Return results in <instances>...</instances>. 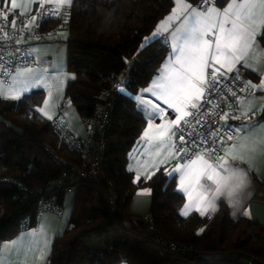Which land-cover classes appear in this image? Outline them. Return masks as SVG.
<instances>
[{
    "label": "trees",
    "instance_id": "1",
    "mask_svg": "<svg viewBox=\"0 0 264 264\" xmlns=\"http://www.w3.org/2000/svg\"><path fill=\"white\" fill-rule=\"evenodd\" d=\"M172 6L173 0H73L70 7L64 40L66 65L74 78L64 88L61 106L70 102L83 119L90 116L103 99L108 79L131 57L137 58L105 125L100 181L74 177L68 183L74 186L71 193L57 188L64 168L50 152L76 165L82 157L61 140L53 118L38 111L44 91L31 90L19 99L0 97V242L36 225L41 197L55 196L58 204L65 205L71 194V211L53 239L49 264H264V226L258 221L246 215L231 219L225 210L207 217L197 213L182 217L178 208L184 198L174 185L177 174L169 176L173 166L164 165L139 179L126 169L146 122L134 95L169 51L160 39L146 44L144 39ZM258 38L264 46V28ZM259 183L264 187V178ZM141 188L151 194L150 222L129 209ZM24 219L26 225L20 227ZM148 223L154 231H148ZM163 239L173 241L177 249L171 250Z\"/></svg>",
    "mask_w": 264,
    "mask_h": 264
},
{
    "label": "snow or ice",
    "instance_id": "2",
    "mask_svg": "<svg viewBox=\"0 0 264 264\" xmlns=\"http://www.w3.org/2000/svg\"><path fill=\"white\" fill-rule=\"evenodd\" d=\"M6 4L7 0H0V5L6 6ZM72 4L73 0H59L48 14L59 15L62 7L65 5L71 7ZM204 4L203 10H192L183 27L176 29L172 34L174 61L170 62V65H165L163 73L153 81L152 87L144 89L138 97H134L141 111L147 116L148 129L158 128V135L154 137L149 136V131L145 130L144 137L147 138L148 146L151 147L153 141H156L155 147L157 155H159L160 150L168 146L169 141H172L167 147V157L176 159L177 163L169 176L179 174L178 190L185 193L189 200L181 212L183 216H188L190 210L203 216L208 211V207L215 211L214 200L221 194V186L216 188V192L211 198L205 197L200 192H197L194 198L193 192L198 187H203L202 179L212 181L213 174L219 176L220 172L217 169L229 173L228 179L234 182L235 187L227 186V195L231 197L235 188H239L244 183V176L242 175L243 170L235 169L233 165L229 164V160H244L245 158L254 160L259 154L260 147L264 145V138H262L264 124L259 122L251 125L228 123L229 119H244L246 113L224 112L219 116V120L225 123L218 124L215 129L211 124H206L204 120L197 118L199 102L205 92L210 93L211 89L220 83V78L225 76V72H222L221 69L232 72L236 64L248 54L252 47L250 38L254 35L250 28L256 24L264 27V0H240V2L229 0L223 9L216 8L215 0H211V3L209 0H204ZM18 7L20 5L12 0L11 9L0 14V20L3 21L0 25V40L10 39L9 27L14 31L17 30V20L14 18L9 25L7 17L13 14ZM40 8H44L43 3L40 4ZM38 18L43 19L39 12L30 20L21 21L22 27L31 28ZM171 19L172 17H169V20ZM159 33L160 29H157L154 36ZM0 47L3 46L0 45ZM3 60L4 53L0 52V76H10L11 87H14L23 78L25 87L20 89L21 93L30 90L33 86L39 88L45 85L44 74L47 69L24 67L23 69L12 68L9 70L2 63ZM216 65H220V67L217 68ZM245 66L250 65L246 64ZM208 69H211V73H208ZM209 77L211 84H209ZM249 86L257 87L251 82H249ZM11 87L9 91H11ZM259 88H264V83ZM120 90L125 91L123 88ZM145 93H148L156 101L162 100L164 104L168 105V108L174 109L175 118L165 120L158 126L153 125V120L163 119L167 112L159 103L154 104L152 99H145ZM231 95L236 97L237 94L232 92ZM3 96L4 92L0 91V97ZM10 98L19 99L20 96L14 95ZM47 105L48 102L45 101V106L47 107ZM215 107L213 105V108ZM38 111H43V109H38ZM182 124L200 128L198 132L188 133L192 136L190 143L185 139V128L181 127ZM221 129L224 131L221 132ZM241 132H244V135H239ZM178 134L179 147L174 139ZM227 141L235 142L228 145L225 150ZM205 157H209L214 163H210L209 159H205ZM164 162V160L161 161V163ZM197 204H206L207 207L195 206ZM43 244L45 246L48 244L46 238H44ZM37 251L42 254L41 242L37 239V234L35 232L22 233L10 243L0 242V264H29L30 255Z\"/></svg>",
    "mask_w": 264,
    "mask_h": 264
},
{
    "label": "crops",
    "instance_id": "3",
    "mask_svg": "<svg viewBox=\"0 0 264 264\" xmlns=\"http://www.w3.org/2000/svg\"><path fill=\"white\" fill-rule=\"evenodd\" d=\"M9 4L12 0H7ZM59 0H15V3L20 5L14 11L16 13H30L39 4L46 3L51 5H56ZM240 2V0H237ZM229 0H224L223 4H215L216 8L223 9L226 7ZM67 6V5H65ZM185 6H187L185 8ZM205 4L196 5L188 0H174L173 6L167 14H165L157 23L150 34L149 40L146 43H150L155 39H160L166 43L168 46L167 55L161 60L157 65L155 71L152 73L147 82L140 87L136 92L134 97H138L140 93L149 87H152L153 81L158 78L159 75L163 73L165 65H170V62L174 61L173 55V33L176 29L183 27L185 20L188 19L192 10H203ZM175 13V16H173ZM169 17H172L169 20ZM264 27H260L258 24L253 25L250 31L254 33L253 37L250 38L252 47L250 48L248 54L236 64L232 72H227L226 69H221V71L226 73H231L236 76L241 77L246 81L249 93L246 96L240 98L238 104L239 114L246 113V117L242 119L241 124H254L259 122L264 124V88H259V86L264 83V46L258 38L260 31ZM157 29H160L159 35L154 36ZM68 36V30L60 29L58 30L57 38L41 41H33L29 43V54L34 58V64L30 66L18 67V69H23L24 67L32 69H47L44 74L46 78V83L43 87H31L30 90L20 92V89L25 87V81L21 78L14 87H11V77L7 81L0 80V91L4 92V96L1 98L19 95L20 97L30 92L31 90L41 89L44 91V97L41 102V108L44 113H47L51 118L61 117L65 122L67 127L78 137L85 138L87 135L86 127L83 122V118L78 114L75 106L66 102L63 106L61 103L64 101V88L69 80L73 79L74 73L67 68V44L64 39ZM250 66H245V65ZM217 68L220 65H216ZM15 74L14 72L12 73ZM249 82L257 87H250ZM11 87V91L9 88ZM145 99H152L153 103H159L161 107L166 109L167 115L163 119L153 120V125H160L168 119L175 118L174 109L168 108V105L164 104L163 101H156L154 98L150 97L148 93L144 94ZM45 101L48 102L47 107L45 106ZM136 105L141 111V108L135 99ZM175 103V101H174ZM190 110V109H189ZM146 122L141 131V136L136 145L131 149L126 162V169L135 176L148 177L151 173H155L157 169L164 165H171L175 167L177 163L176 159H171L167 157V147L170 146L172 141H169V145L165 146L164 149L160 150V154L157 155V148L155 147L156 141H153L151 147L148 146L147 138L144 137L145 130L149 131V136H157L158 128L153 127L148 129L147 116L142 112ZM239 124V125H241ZM239 135H244V132L239 133ZM264 138V134H262ZM235 141L229 143L232 144ZM227 146L225 150H227ZM194 158V157H193ZM208 159V157H205ZM164 160V163L161 161ZM209 162L211 160L209 159ZM229 164L233 165L237 170H243L242 175L244 176V183L239 187L235 188V191L231 197L227 195V186L231 185L235 187L234 182L228 179L229 173L217 169L220 172L219 176L213 174V180L209 181L207 179H202L201 184L203 187H198L194 192L193 196L195 198L197 192L202 193L205 197L211 198L216 192V188L221 186V194L216 196L214 200L215 211L211 207H208L204 217L212 216L219 211L225 210L231 219H236L240 215H246L254 220L258 221L264 226V187L259 183L260 180L264 178V145L259 149V154L254 160H249L245 158L244 160H229ZM131 169V170H130ZM175 189L184 198L182 204L178 208V213L181 215L184 205L189 203L188 197L182 191H179V174L176 175ZM151 194L148 188H141L137 190L134 196L131 198L129 209L135 215H143L148 213V209L151 203ZM195 206L207 207L206 204H197ZM198 212L190 210L189 215ZM200 215V214H199ZM182 217H186L181 215ZM60 218L56 213H44L40 215L38 223L28 228L20 230L11 239L1 241L3 243H10L15 240L22 233H33L37 234V239L41 242L42 254L40 252H35L29 257V264H49V256L54 242L55 236L60 233L63 229L65 221ZM44 238L47 239L48 244L45 246L43 244ZM118 264H126V262H118Z\"/></svg>",
    "mask_w": 264,
    "mask_h": 264
},
{
    "label": "built area",
    "instance_id": "4",
    "mask_svg": "<svg viewBox=\"0 0 264 264\" xmlns=\"http://www.w3.org/2000/svg\"><path fill=\"white\" fill-rule=\"evenodd\" d=\"M215 0V4H216ZM211 3V0H209ZM44 4V8H40V4L30 13H16L8 15L7 19L9 25L11 21L15 18L17 20L16 29L12 30L11 27L8 28V35L10 39L0 40V52L4 53V60L2 61L9 70L12 68H18L23 66H30L34 64V58L29 54V43L33 41L49 40L57 38L58 30L65 29L68 30V25L70 21L71 8L64 6L60 10L59 15H49L48 13L53 10L54 5ZM11 9V4L7 1L6 6L0 5V14L7 12ZM43 17V19H37L35 24L31 28H23L21 21L30 20L32 16L37 15V13ZM56 21L55 24H51L50 21ZM3 21L0 20V25ZM137 59L135 56L131 57L125 68H123L118 74L113 75L108 79L107 87H104L102 91V101H99L96 104L94 111L90 116L83 119L84 125L86 127L87 135L85 138H80L76 136L61 119V117H54L52 119L53 127L56 129L57 133L61 140L65 141L69 146L74 147L78 152H80L82 161L79 165L73 164V162L63 158L57 153H51V157L57 163V165L63 167L62 176L59 180L56 181L55 185L57 188H64L68 193H71L74 189V186L68 184L69 181L75 178H86L89 177L93 181H100L104 175L102 169L104 149L106 145L105 141V131L106 124L109 121L110 112L112 111L114 105V99L120 94L121 88H125V85L128 83L131 75L130 66ZM208 73H211V69L207 70ZM223 72V71H222ZM10 76H0V80L7 81ZM211 79L209 77V84H211ZM232 92H236V97L231 95ZM249 93L246 81L239 76H236L231 73H226L225 76L220 78V83H217L214 88L211 89V92H205L204 97L199 102L200 107L197 110L199 112L198 119H202L206 124H211L213 129L217 127L218 124H224L225 122L219 120V116L223 115L224 112H238L239 99L246 96ZM213 105L216 107L213 108ZM231 105V107H229ZM191 110V109H190ZM207 114V115H205ZM192 119V118H189ZM243 120H232L229 119L228 123L233 125H239ZM185 139L189 143L192 140V136L188 135L189 132L195 133L200 131L199 126H185ZM224 129H221L223 132ZM179 134L174 138L177 141V147ZM231 141H227L226 145H229ZM225 145V147H226ZM208 159H210L208 157ZM211 160V159H210ZM212 163L214 161L211 160ZM107 185L110 188V192L113 195V184L110 180L107 181ZM55 196L51 197H41L39 199L38 206L36 209L35 223H38L40 215L44 213H56L60 218L63 216L65 211V205H60L57 202ZM141 217L150 222L151 219L148 213H144ZM27 219H24L20 222V227H25ZM148 231H154V226L151 223H148ZM164 243H167L171 250L177 249V245L173 241L163 239ZM183 252L186 251L184 247H181Z\"/></svg>",
    "mask_w": 264,
    "mask_h": 264
},
{
    "label": "rangeland",
    "instance_id": "5",
    "mask_svg": "<svg viewBox=\"0 0 264 264\" xmlns=\"http://www.w3.org/2000/svg\"><path fill=\"white\" fill-rule=\"evenodd\" d=\"M150 35H152V34H150ZM150 35L145 37L144 42H147L149 40ZM70 201H71V194H68L66 197V201H64L65 202V212H64L63 218H62L64 221L66 220V218L68 217V214L71 211L72 204Z\"/></svg>",
    "mask_w": 264,
    "mask_h": 264
}]
</instances>
